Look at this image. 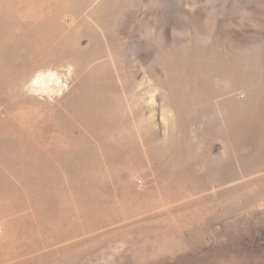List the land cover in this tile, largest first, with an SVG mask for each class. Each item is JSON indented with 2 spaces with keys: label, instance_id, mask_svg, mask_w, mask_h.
Instances as JSON below:
<instances>
[{
  "label": "rangeland",
  "instance_id": "1",
  "mask_svg": "<svg viewBox=\"0 0 264 264\" xmlns=\"http://www.w3.org/2000/svg\"><path fill=\"white\" fill-rule=\"evenodd\" d=\"M0 76V264H264V0H0Z\"/></svg>",
  "mask_w": 264,
  "mask_h": 264
},
{
  "label": "bare ground",
  "instance_id": "2",
  "mask_svg": "<svg viewBox=\"0 0 264 264\" xmlns=\"http://www.w3.org/2000/svg\"><path fill=\"white\" fill-rule=\"evenodd\" d=\"M9 18V17H8ZM7 20V19H6ZM10 21V20H9ZM11 22V21H10ZM9 22V23H10ZM20 28V27H19ZM10 41V40H9ZM65 55V54H64ZM57 56V55H56ZM50 58V57H48ZM56 58V57H55ZM58 58V57H57ZM51 59V58H50ZM54 60V59H53ZM55 61V60H54ZM53 61V62H54ZM61 61V60H60ZM57 62V60H56ZM57 66V65H56ZM55 66V67H56ZM61 67H59L60 69ZM63 68V67H62ZM61 68V69H62ZM52 70V69H44L39 70L37 74L35 75L32 84L31 89H48L50 87V84L54 83L58 87V91H62L66 88V79H63V76L60 74V72ZM60 71V70H59ZM62 73V72H61ZM33 75V74H32ZM1 77V76H0ZM4 77V76H3ZM28 87V84H27ZM55 87V86H54ZM48 92V90H47ZM63 92V91H62ZM54 93V92H53ZM80 100V99H79ZM78 100V101H79ZM79 105V104H78ZM29 115V114H28ZM78 133V132H77ZM122 143V142H121ZM79 147V146H78ZM89 150V149H88ZM74 152V151H73ZM72 152V153H73ZM75 153V152H74ZM76 155V154H75ZM77 160V159H76ZM45 162V160H44ZM78 163V162H77ZM37 212V211H36ZM39 215V214H38Z\"/></svg>",
  "mask_w": 264,
  "mask_h": 264
}]
</instances>
